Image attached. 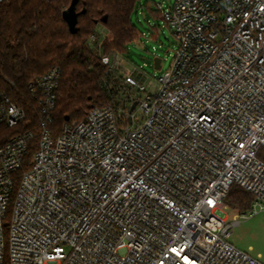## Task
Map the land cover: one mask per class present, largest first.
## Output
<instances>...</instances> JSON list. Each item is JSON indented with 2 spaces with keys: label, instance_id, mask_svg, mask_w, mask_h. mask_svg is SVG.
I'll return each instance as SVG.
<instances>
[{
  "label": "built area",
  "instance_id": "2783aa9c",
  "mask_svg": "<svg viewBox=\"0 0 264 264\" xmlns=\"http://www.w3.org/2000/svg\"><path fill=\"white\" fill-rule=\"evenodd\" d=\"M157 8L178 49L155 89L103 53L102 25L89 46L121 70L114 101L54 136L63 70L31 82L41 129L20 177L36 135L0 145V264H264L230 242L247 216L231 221L224 202L237 184L264 212V0ZM25 119L0 91V127Z\"/></svg>",
  "mask_w": 264,
  "mask_h": 264
},
{
  "label": "trees",
  "instance_id": "16d2710c",
  "mask_svg": "<svg viewBox=\"0 0 264 264\" xmlns=\"http://www.w3.org/2000/svg\"><path fill=\"white\" fill-rule=\"evenodd\" d=\"M72 0H8L0 4V91L26 112L17 127H0V145L18 133L31 131L30 142L20 177L30 165L41 129L40 105L31 91V82L51 68L60 67L62 78L56 107L49 125L58 136L65 125L81 122L94 106H105L119 95L123 78L120 69L103 63L89 46V38L99 25L112 32L105 42L104 54L118 53L127 58L126 47L141 38L133 15L146 8L141 0H79L77 33H71L63 12ZM147 7V6H146ZM150 16L162 19L159 9L147 7ZM157 31L156 25L152 27ZM254 196L233 184L224 199L227 206L241 214L251 210ZM8 263V259L5 260Z\"/></svg>",
  "mask_w": 264,
  "mask_h": 264
},
{
  "label": "rangeland",
  "instance_id": "374dc122",
  "mask_svg": "<svg viewBox=\"0 0 264 264\" xmlns=\"http://www.w3.org/2000/svg\"><path fill=\"white\" fill-rule=\"evenodd\" d=\"M175 0H141L142 8L133 15V22L141 31V38L126 47L127 58L125 66L137 68L138 77L148 89L156 88V78L166 73L172 66L178 49V44L172 30L166 25L163 19H155L148 13L147 7L156 9L159 4L164 8H170ZM147 6V7H146ZM157 31L153 30V26ZM158 57L162 60L160 69L154 67V59ZM225 213L231 221L236 220V216L243 214L228 206ZM247 218L240 219L241 224L236 226L230 242L238 249L249 253L254 257H259L264 262V212L252 215L251 210L244 213Z\"/></svg>",
  "mask_w": 264,
  "mask_h": 264
},
{
  "label": "water",
  "instance_id": "95a60500",
  "mask_svg": "<svg viewBox=\"0 0 264 264\" xmlns=\"http://www.w3.org/2000/svg\"><path fill=\"white\" fill-rule=\"evenodd\" d=\"M78 3H79V0H72L70 7L63 12V18L68 24L71 33L73 34H76L78 31L77 29V25H78L77 5ZM161 61L162 60L158 57L154 59V67L156 69L161 68ZM135 107H136V104L132 106L131 112L135 109Z\"/></svg>",
  "mask_w": 264,
  "mask_h": 264
},
{
  "label": "crops",
  "instance_id": "0c3cea01",
  "mask_svg": "<svg viewBox=\"0 0 264 264\" xmlns=\"http://www.w3.org/2000/svg\"><path fill=\"white\" fill-rule=\"evenodd\" d=\"M158 9V8H157Z\"/></svg>",
  "mask_w": 264,
  "mask_h": 264
}]
</instances>
